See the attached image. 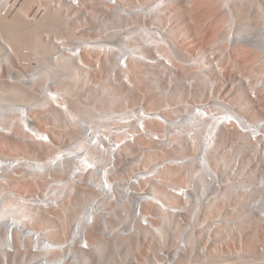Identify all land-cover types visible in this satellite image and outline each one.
Returning <instances> with one entry per match:
<instances>
[{
	"label": "bare ground",
	"instance_id": "obj_1",
	"mask_svg": "<svg viewBox=\"0 0 264 264\" xmlns=\"http://www.w3.org/2000/svg\"><path fill=\"white\" fill-rule=\"evenodd\" d=\"M94 1L0 0V264H152L160 248L171 253L161 264H192L197 238V264H264V138L252 142L243 124L264 129V83L228 77L208 50L244 42L230 55L259 61L264 0H248L257 23L237 21L233 0ZM181 11L182 28L170 22ZM45 34L71 48L56 57ZM127 52L128 69L113 75ZM152 67L169 75L152 78ZM131 106L160 143L123 144ZM190 183L185 200L166 187ZM138 203L151 225L134 218ZM160 203L189 209L185 228Z\"/></svg>",
	"mask_w": 264,
	"mask_h": 264
},
{
	"label": "built area",
	"instance_id": "obj_2",
	"mask_svg": "<svg viewBox=\"0 0 264 264\" xmlns=\"http://www.w3.org/2000/svg\"><path fill=\"white\" fill-rule=\"evenodd\" d=\"M72 1L74 4H77L75 2V0H70ZM117 0H107L106 2L110 3V4H115ZM45 37L47 38V40H49L50 42L54 41V43L56 44V47L58 49V53L56 55V57H59L62 53V50L64 49V46H68L69 48H71L69 44H64L62 41L59 40H55L52 37H50V35L45 34ZM58 41V42H56ZM127 54L122 53L121 58H119L118 60V66L117 68H115V70H113V75L115 74V72L117 74H122L124 73L127 69H128V59H127ZM76 56V55H75ZM58 59V58H57ZM169 66L172 67V64H168ZM152 75V78H154V76H158L157 74L162 73L163 77L166 78L169 74L167 72L164 73V69H156L155 67H152V69H149ZM226 101H228L226 99ZM227 109L220 112V115L222 117V115H226L227 116V124L230 123H235L236 122V114L234 113V110L232 108H229L228 106H226ZM223 110V109H222ZM122 113H124L125 118H131L130 121H126L124 123H120V126H122V130L120 128V133H119V137L122 138L123 140V144H136L138 138H145L148 139L150 141L156 142V143H160V137L159 135L153 137V139H151L149 137L148 134V128L146 126V122L149 118L148 113L145 111V109L141 106H131L129 108H127L125 111H122ZM113 123V122H112ZM119 123V122H118ZM243 124L246 125V127H248V130L246 132L249 133V137L251 138L250 140L252 142H257L259 139L264 138V132L263 130H261L260 128L262 127H258L257 125H254L253 123L250 124V122H244ZM263 141V139H262ZM263 146H264V142H263ZM160 181L157 180V183H159ZM194 183H190L189 185H172V184H167V190L169 193L177 195L180 197V199L185 200L188 198L189 193H191L192 191L195 192L197 190V188H194L193 185ZM135 190H138V192H140V194H145L147 193H152V195H154V192H152L149 188L145 187V186H141V185H136V183H131L130 184ZM136 186V187H135ZM160 207L166 212V213H170L173 216V219L175 220L176 223L179 224V226H182L185 228L186 224H188V220H187V213L189 211V209H183L180 208L179 206L175 205H170L168 207H165L163 205H161V203L159 204ZM132 213L134 218L137 221H141L144 224H146V226L151 225L150 222V218L147 217L144 212L142 211L141 207H140V203H138L137 205L132 207ZM199 213V212H198ZM198 217V215H197ZM197 222V218H195V221L192 225H195ZM210 222V221H208ZM219 223H224L222 221H217ZM127 223V222H126ZM151 227V226H150ZM203 229H206L204 225H202ZM209 229V227H207ZM215 232V231H214ZM84 240V238H83ZM203 242L201 240H199V238H197V242H195L194 245V250H195V254L197 253L196 256L192 257L190 259L191 262L197 264L196 262H201V260L199 259L200 256L202 255V252L206 251L204 250L203 247ZM83 245L86 247V244L83 243ZM180 248H179V255L180 257L183 259L184 256L186 255L188 248L186 247L185 243L183 240L180 241L179 244ZM206 247H212L210 242L206 243ZM221 250L225 249V246H221L219 247ZM232 248V247H229ZM258 249L260 250L261 253L264 252V248L263 246H259ZM171 258V253L169 250H167L166 248H160V250L155 251L151 257H150V262L152 261V264H161V262L163 260H168L170 261ZM192 263V264H193ZM262 263V261L260 260H256L255 264H260Z\"/></svg>",
	"mask_w": 264,
	"mask_h": 264
},
{
	"label": "rangeland",
	"instance_id": "obj_3",
	"mask_svg": "<svg viewBox=\"0 0 264 264\" xmlns=\"http://www.w3.org/2000/svg\"><path fill=\"white\" fill-rule=\"evenodd\" d=\"M95 1L96 2H100V0H95ZM95 1H94V4H95ZM241 1L242 0H240V1L239 0H237V1L236 0H233L229 4V8H232L231 9L232 12H233L232 15H234V16L236 15L237 16V17L235 16L236 19L239 18V19H241V21H243V19L246 18V17H248V18L251 17L253 23L261 22L259 20L260 19L259 18V15L255 11L254 7L251 6L252 3L249 2L248 0H244L245 1L244 3L241 2ZM222 3L220 1L219 4H218L220 6L219 9L222 8L219 11L220 12L222 11L221 14L222 15H226V18H227L229 16V13H226L225 9H223ZM240 5H242L243 10H241V8L239 7ZM88 6L91 7V4H88ZM238 7H239V10L236 11ZM36 8H37V6L34 4L32 6V9L33 10H36ZM172 12H174V11H172ZM202 14L204 15V16H202L203 17V19H202L203 22L202 23L206 24L208 22V20H209V19L207 20L208 15H206L203 12H202ZM205 16H206V19H204ZM171 18H172V20L170 22H174V24L175 23L178 24L180 26V28H182L183 25H185V26L187 24L190 25V22H191L190 21V18L186 15V12L183 13L182 11L180 12L179 17L176 18V16L175 17L172 16ZM237 21H238V19H237ZM239 22H240V20H239ZM182 34H184L182 36H185V37L188 36L184 31L182 32ZM215 44L216 43H214V45H213L214 47L213 46H211V47L209 46V49L208 50H210L212 48V50L215 51L216 57L217 58L220 57L221 58V62H224V63H222L223 64L222 66H226V67L228 66L227 67L228 69L226 68V71H225L226 72V75L228 77L233 78L235 75H243V76H246V77L249 76L252 84H258L259 85L261 83V81H263V83H264V62H263L264 61V52L263 51L258 50L257 48H255V49H257V51H259V53L262 56V57L260 56L261 59L259 61L241 62L237 58H235L234 55H230V53L233 52V50L235 49V47L242 46V45H245V46H251V45H249L247 43H244V42H239L237 44H232V45H229L228 43H226V44L223 43V45L221 44L222 46H219V44H216V45ZM220 49H222V50H220ZM227 49H228V51H227ZM225 50H226V54H225ZM23 51L24 52L25 51H28V49H26V48L23 47ZM223 56L224 57L227 56V58H223ZM23 57H25V56H23ZM22 59H24V58H22ZM225 59L227 60V62L225 61ZM225 62H226V64H225ZM8 65L9 64L7 62L3 63V65H2V67H3L2 71L3 72L1 71L2 72L1 73V75H2L1 77H4V74H6L7 72H9V68H8L9 66ZM220 65H221V63H220ZM80 86L83 87L82 86V83H80ZM258 94L260 95V100L262 102V105H264V84L258 86L257 95ZM232 98H233V96H232ZM18 174H20V173L18 172ZM63 228H65V227H62L61 226V231H62V234L61 235H63V231H64ZM61 235H59L57 237L59 238Z\"/></svg>",
	"mask_w": 264,
	"mask_h": 264
}]
</instances>
